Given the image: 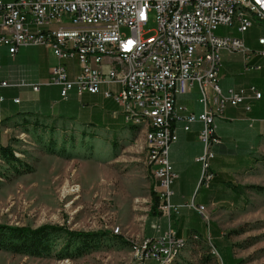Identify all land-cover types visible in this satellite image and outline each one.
Segmentation results:
<instances>
[{
    "label": "built area",
    "instance_id": "obj_1",
    "mask_svg": "<svg viewBox=\"0 0 264 264\" xmlns=\"http://www.w3.org/2000/svg\"><path fill=\"white\" fill-rule=\"evenodd\" d=\"M247 0H0V45L14 56L20 47L42 46L50 49L57 62L49 77L40 83L25 79L0 81L6 88H29L38 92L42 86L59 88L61 100L71 91L100 94L111 99L127 126L131 110H144L153 117L150 171L155 175L154 191L158 210L167 228L150 236L148 245L139 246L137 264H160V258L176 249L177 236L172 217L180 205L172 203V184L176 179L169 159L170 146L177 141V129L189 131L198 122L202 153L195 158L203 170H210L214 148L221 143L216 134V120L224 119L227 107L251 111L252 101L262 98L254 84L229 88L219 85L222 52L243 58V73L260 71L252 62L264 58V35L250 49L243 35L253 26L229 21L233 2ZM264 10V0H256L255 11ZM153 15V34L147 38L144 27ZM233 24L239 35L219 36L216 31ZM75 47L90 49V56L75 54ZM194 88L199 93L201 111L194 113L178 102V97ZM0 92V108L4 102ZM19 103V98H13ZM205 138H212L210 154H203ZM187 207L208 220L204 205L193 201ZM217 250V249H216Z\"/></svg>",
    "mask_w": 264,
    "mask_h": 264
},
{
    "label": "rangeland",
    "instance_id": "obj_2",
    "mask_svg": "<svg viewBox=\"0 0 264 264\" xmlns=\"http://www.w3.org/2000/svg\"><path fill=\"white\" fill-rule=\"evenodd\" d=\"M154 27L151 15L144 27L145 38L153 34L150 30ZM228 31L239 35L235 28L226 27L218 28L216 34L223 36ZM261 35L264 23L256 21L243 35L246 46L255 49ZM21 49L26 50L27 62L36 57L44 68L55 65L50 49ZM18 56L21 58V54ZM227 59L223 55V65ZM22 63L18 61L17 66ZM1 65L8 68L5 60ZM42 89L58 90L53 86ZM190 96L197 98L199 93ZM44 100L57 103L60 97L56 94ZM57 106L58 103L54 107ZM56 120L40 118L36 127L35 121L27 125L0 121V127H10L0 131L5 136L0 146L10 145L26 166L17 173L0 160L4 171L0 178V223L33 228L56 224L107 234L95 248L79 257H34L0 251V264H137L136 248L153 235V226L159 224L161 216L158 206L159 215L152 218L150 214L155 179L147 162L143 132L127 127L105 131L76 122L58 125ZM257 150L259 162L227 171L238 193L229 192L220 199L233 202V206L223 202L210 206L206 210L208 222L194 211L188 212V223L202 236L191 231L189 237L183 238L185 245L171 264H222L212 254L211 237L225 263L264 264V192L245 187H264L263 143ZM198 187L201 196L207 192L205 185ZM215 230L218 236L214 237ZM228 233L225 243L221 236Z\"/></svg>",
    "mask_w": 264,
    "mask_h": 264
},
{
    "label": "crops",
    "instance_id": "obj_3",
    "mask_svg": "<svg viewBox=\"0 0 264 264\" xmlns=\"http://www.w3.org/2000/svg\"><path fill=\"white\" fill-rule=\"evenodd\" d=\"M21 48H18L12 57L7 48L0 45V81L7 80L11 82L18 79H25L30 83L45 81L49 77L52 67H42L36 57L28 58L27 62L24 55L26 50ZM32 48L47 49L42 46H32ZM19 54H21V58H19ZM221 55L222 57L223 55L228 56L227 64H222L219 72V85L222 91L226 92L229 88L254 84L262 92L263 98L262 100L252 101L250 112H245L241 107H227L224 111L225 118L216 120V134L220 137L221 143L214 148L211 169L217 177L210 188H205L207 192L202 196L199 194L200 188L198 187L200 166L195 160L202 153V144L198 139L201 124L198 122L192 124L189 131H184L181 126H178L177 141L170 146L169 150V159L176 174V179L171 187L173 191L171 201L175 205H180L179 214L172 217V226L177 236L185 239L190 236L191 231H194L191 224L188 223L187 217L188 212L193 210L189 209L187 204L193 201L195 204L204 205L206 210L220 202L233 206V202L220 199L229 192L232 194L235 192L234 188L226 183L227 180H231V185H234L232 179H230V174L227 173L228 169L249 168L252 164L259 162L261 157L257 149L262 147V143L264 145V58H254L252 61L262 65L260 71L243 73V58L241 55L236 54L237 57L235 58L229 57L231 55L225 52H222ZM3 60L8 65L7 69L1 65ZM18 61L23 63L17 66ZM41 78L45 79L39 81ZM43 87L49 86H42L38 92H32L29 88L2 89L0 92L5 99L0 108V113L3 114V116H0V121L6 123L13 120L14 123L18 121L27 125L30 121L41 123L40 118L51 121L57 119L58 125L76 122L82 126L100 128L105 131L126 127L121 116L113 114L118 107L111 99H105L100 94L90 95L84 93L78 95L75 91H71L66 100L60 99L57 101L58 106L55 108L54 106L57 103L47 102L44 99L59 94V88L56 87L57 91H51L43 90ZM196 92L198 93L197 89L194 88L190 93L178 97V102L186 105L189 110L197 114L201 111V105L198 102L199 96L197 98L190 96ZM13 98H19V103H14ZM18 112H25L28 115L15 116L14 114ZM59 114H63L65 117L60 118ZM73 114L76 118L73 120L68 119L67 116ZM92 123L95 126H92ZM8 129H10L9 125L0 127V131L5 132ZM1 140H5V136L0 133ZM237 188L238 186H236ZM182 213L186 214L183 216ZM197 215L201 217L200 214L197 213ZM158 223L157 226L160 227V231L167 228V221L163 216H159ZM152 232L154 235L156 230ZM222 261L223 264H226L223 258Z\"/></svg>",
    "mask_w": 264,
    "mask_h": 264
},
{
    "label": "trees",
    "instance_id": "obj_4",
    "mask_svg": "<svg viewBox=\"0 0 264 264\" xmlns=\"http://www.w3.org/2000/svg\"><path fill=\"white\" fill-rule=\"evenodd\" d=\"M262 98L259 100H262ZM22 114L23 116L28 115V113L25 112H18L14 115L17 116ZM59 115L60 118L65 117L63 114ZM67 117L70 120L76 118L74 114ZM34 123L35 127L38 126V122L35 121ZM91 125L95 126V124L93 123ZM126 127L132 130L138 129L137 127L135 128V126L131 125H127ZM0 160H2L4 165H7L8 168H12L17 173H20L21 168L26 167L23 164L22 160L15 156V151L10 145L0 146ZM3 175L4 171H2L0 167V178L3 177ZM216 177L217 175L214 174L213 181ZM230 182L231 180L226 181V183L232 186L234 188V191L236 192V186L231 185ZM212 185L213 183L210 184L209 188ZM245 187L252 188L257 192H264L263 186L248 185ZM151 193L153 194V204L151 208L152 211L150 214L151 217L154 218L155 216L159 215V212L157 210L158 196L153 190V188ZM192 229H194L197 234L202 236V234L199 233V231H197L195 228ZM106 234V232L102 231H77L70 229L68 226L56 224H43L33 228L25 225H8L0 223V251H7L10 253L23 254L34 257L57 255L58 257L74 258L83 255L85 252L92 248H95L98 245L99 241H101V239L106 236ZM216 234L217 231L215 230L213 236H218V234ZM229 235L230 234L228 233L227 235L223 234L221 236L222 240L225 243H227ZM210 239L211 245L215 249H217V244L215 245V243H213V237L209 238V241ZM219 257L221 259L220 254ZM221 262L223 264L222 259ZM226 264L233 263L227 262Z\"/></svg>",
    "mask_w": 264,
    "mask_h": 264
},
{
    "label": "bare ground",
    "instance_id": "obj_5",
    "mask_svg": "<svg viewBox=\"0 0 264 264\" xmlns=\"http://www.w3.org/2000/svg\"><path fill=\"white\" fill-rule=\"evenodd\" d=\"M256 0L238 1L233 2V10L236 12H231L229 14V21H237L238 13H243V20L247 23L263 22L264 23V10L255 11ZM226 28H232L233 24H226ZM226 32V31H225ZM225 36H233V33L228 31ZM75 54H83V56H90V49H83V47H75ZM132 120L128 125L140 128L143 132L145 153L148 165H150L151 158V147H153V137H152V127H153V117L150 116V112H144V110H131ZM212 145V138H205V145H203V154H210ZM152 174V172H151ZM154 179L155 175L152 174ZM210 182V170H203L200 175L199 185H205ZM150 238L145 239L139 246L148 245ZM185 245L183 239L176 240V249L171 253H166L165 257L160 258V264H171L173 260L178 255L180 249ZM139 246L136 248V253H139ZM212 254L215 255L221 262L218 252L211 245ZM222 263V262H221Z\"/></svg>",
    "mask_w": 264,
    "mask_h": 264
}]
</instances>
